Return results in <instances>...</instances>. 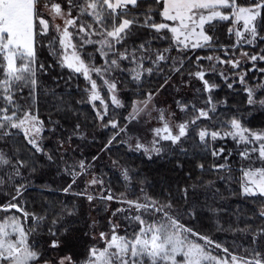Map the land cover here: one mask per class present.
Here are the masks:
<instances>
[{
  "label": "snow or ice",
  "instance_id": "snow-or-ice-1",
  "mask_svg": "<svg viewBox=\"0 0 264 264\" xmlns=\"http://www.w3.org/2000/svg\"><path fill=\"white\" fill-rule=\"evenodd\" d=\"M0 264H264V0H0Z\"/></svg>",
  "mask_w": 264,
  "mask_h": 264
}]
</instances>
